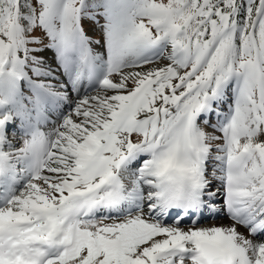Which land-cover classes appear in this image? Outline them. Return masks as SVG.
Instances as JSON below:
<instances>
[{
    "label": "snow or ice",
    "instance_id": "snow-or-ice-1",
    "mask_svg": "<svg viewBox=\"0 0 264 264\" xmlns=\"http://www.w3.org/2000/svg\"><path fill=\"white\" fill-rule=\"evenodd\" d=\"M0 264H264V0H0Z\"/></svg>",
    "mask_w": 264,
    "mask_h": 264
},
{
    "label": "rangeland",
    "instance_id": "rangeland-1",
    "mask_svg": "<svg viewBox=\"0 0 264 264\" xmlns=\"http://www.w3.org/2000/svg\"><path fill=\"white\" fill-rule=\"evenodd\" d=\"M85 27H86V31L88 32V34H89L90 36H92L93 38H98V32L92 31L91 28L88 27V25H85ZM96 50L99 51L100 49L97 47ZM43 56H44V58H45V60H46L47 62L52 63V61H53V59H54V53H53V52H51L50 50H46V51L43 53ZM81 95H84L83 90L81 91ZM66 108H67V107H64L65 110H66ZM67 109H68V108H67ZM53 117H55L54 114H53V116H52L51 118H53ZM211 119H212V122H215V116H214V115L212 116ZM49 127H51V124H49V125H47V126H42V130L47 131V128H49ZM205 213H207V212H205ZM218 217H219V216H218ZM218 217H216V218L218 219ZM216 218L213 219V220H216ZM213 220H212V218H211L210 220H204V221H201V222H200V225H201V226H205L207 223L212 222ZM172 222H173V220H171V219H168V221H167V223H172ZM188 224H189V223H188ZM188 224H182L181 226H183V227H184V226L187 227Z\"/></svg>",
    "mask_w": 264,
    "mask_h": 264
},
{
    "label": "bare ground",
    "instance_id": "bare-ground-1",
    "mask_svg": "<svg viewBox=\"0 0 264 264\" xmlns=\"http://www.w3.org/2000/svg\"><path fill=\"white\" fill-rule=\"evenodd\" d=\"M85 94V93H84ZM91 94H94V93H91ZM64 107H67L68 108V106L67 105H65ZM66 108V110L65 109H63L65 112H67L68 111V109ZM47 130H48V128H47ZM219 205H221V203H219ZM221 207H222V205H221ZM222 215H223V213L221 212L220 214H218V215H216V217H218V219L216 218V220H213L212 222H209V223H207L205 226H211V225H213V224H215V225H220V224H226V223H228V220L226 219V218H224V217H222ZM183 227V226H182ZM185 227V226H184ZM241 231H244V229H241Z\"/></svg>",
    "mask_w": 264,
    "mask_h": 264
}]
</instances>
